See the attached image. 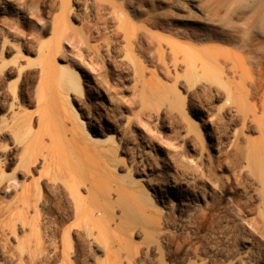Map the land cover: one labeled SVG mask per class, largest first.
Here are the masks:
<instances>
[{"label":"rangeland","instance_id":"rangeland-1","mask_svg":"<svg viewBox=\"0 0 264 264\" xmlns=\"http://www.w3.org/2000/svg\"><path fill=\"white\" fill-rule=\"evenodd\" d=\"M23 1L0 0V264L55 255L9 180L28 142L87 157L90 213H63L48 264H264V0ZM160 213L197 255L160 254Z\"/></svg>","mask_w":264,"mask_h":264},{"label":"bare ground","instance_id":"bare-ground-1","mask_svg":"<svg viewBox=\"0 0 264 264\" xmlns=\"http://www.w3.org/2000/svg\"><path fill=\"white\" fill-rule=\"evenodd\" d=\"M23 4L25 5V0ZM63 88L66 92L70 89L80 91L79 77L71 72L64 82ZM66 117L62 116L61 122L65 123L67 121ZM29 128H31L30 124L28 125V129ZM64 130L67 131V129ZM49 136L52 137V135ZM67 145L69 144L65 141L63 145L64 148L67 149ZM30 147L31 143L28 142L20 157V164L18 167L20 169L14 172L9 180L19 183L16 177L17 174L25 177L29 176L31 178V183L34 188L23 192L22 208L26 213L29 212V210L34 211L37 216L46 219L43 224H40V222L38 225L41 228L44 226V228L47 229L45 232H49L52 236L55 249L54 254L56 255V249H58L59 245L55 240V234L61 224L63 213L69 211L70 207L73 206H75L76 213L80 215L87 216L88 213H90L86 204L88 196L82 195V187L87 193L90 191L87 157L84 153H77L68 148L67 150L70 151H65L61 155L64 166L62 168L55 167L48 163L46 157L41 160L40 154L31 150ZM39 166H41L42 169L39 170ZM99 210L102 212V209ZM144 217L146 218L144 221L145 224L153 228V234L156 233L157 236H162L166 241L165 245H163L165 251L162 246L158 245V250L162 256L165 254L179 256L182 248L186 246H188L195 255L200 251L201 246L197 245L199 241L193 234L185 236L182 234L162 232L161 220L163 219V215L161 213L158 216L145 214ZM112 219L113 215L109 220ZM74 231L80 233L78 229ZM69 233L70 230H68V235L66 237L68 244L71 243ZM194 233L196 234V232ZM55 255L50 254V252L46 253L43 257L44 264H48ZM132 256L135 260L143 263H152L149 251L144 252L143 255H138L136 251ZM128 263H130V260H128Z\"/></svg>","mask_w":264,"mask_h":264}]
</instances>
